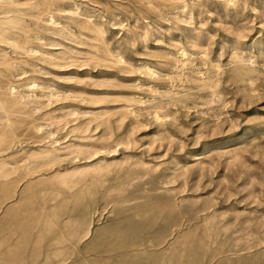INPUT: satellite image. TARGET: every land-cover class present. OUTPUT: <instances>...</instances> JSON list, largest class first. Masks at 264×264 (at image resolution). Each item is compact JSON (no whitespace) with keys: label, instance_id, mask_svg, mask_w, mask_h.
I'll list each match as a JSON object with an SVG mask.
<instances>
[{"label":"rangeland","instance_id":"obj_1","mask_svg":"<svg viewBox=\"0 0 264 264\" xmlns=\"http://www.w3.org/2000/svg\"><path fill=\"white\" fill-rule=\"evenodd\" d=\"M9 1L0 264H264V0Z\"/></svg>","mask_w":264,"mask_h":264},{"label":"bare ground","instance_id":"obj_2","mask_svg":"<svg viewBox=\"0 0 264 264\" xmlns=\"http://www.w3.org/2000/svg\"><path fill=\"white\" fill-rule=\"evenodd\" d=\"M12 1L14 0H10L9 2L12 3ZM176 1V0H175ZM169 2V1H168ZM181 2V0H180ZM230 2V1H229ZM184 4V3H183ZM228 4V3H227ZM15 9H13L10 5H4V0H0V42L2 43H8V34L9 33H13L11 32V30L13 28H15L17 26V22H16V18H14V16L11 15L10 12H14ZM10 13V14H9ZM51 18V17H50ZM49 18V19H50ZM52 19V18H51ZM100 32V31H99ZM1 43V44H2ZM10 43V42H9ZM179 60V59H178ZM148 69V66H147ZM15 87V86H14ZM13 89V88H12ZM14 90H12L13 92ZM14 94V93H13ZM22 100H25L22 99ZM20 102V101H19ZM14 104V103H13ZM16 106V105H15ZM18 106V104H17ZM4 108L5 111H8L9 108L5 107V105L1 106ZM13 113V112H9L8 114ZM155 113V112H154ZM8 121V120H7ZM9 125V124H8ZM49 154V153H48ZM15 194V193H14ZM88 231H86L85 234H87Z\"/></svg>","mask_w":264,"mask_h":264}]
</instances>
